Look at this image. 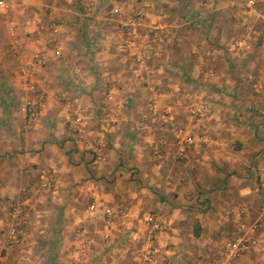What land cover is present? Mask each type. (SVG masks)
I'll return each mask as SVG.
<instances>
[{
	"label": "crops",
	"instance_id": "1",
	"mask_svg": "<svg viewBox=\"0 0 264 264\" xmlns=\"http://www.w3.org/2000/svg\"><path fill=\"white\" fill-rule=\"evenodd\" d=\"M114 2L9 0L0 8L4 264H73L83 239L90 247L77 264H149L155 222L150 264H218L236 224L264 201L255 189L264 167V0L247 13L231 0ZM137 10L145 16L132 35L122 22ZM242 36L252 45L246 55L232 47ZM39 50L45 65L35 61ZM199 101L206 110L194 119L189 107ZM29 103L37 109L30 122ZM168 110L204 135L184 158L162 122ZM110 114L116 121L106 126ZM46 169L55 171V190L39 188ZM27 197V238L11 244L10 206ZM107 207L125 213L106 223ZM237 262L264 264V240Z\"/></svg>",
	"mask_w": 264,
	"mask_h": 264
},
{
	"label": "built area",
	"instance_id": "2",
	"mask_svg": "<svg viewBox=\"0 0 264 264\" xmlns=\"http://www.w3.org/2000/svg\"><path fill=\"white\" fill-rule=\"evenodd\" d=\"M241 4V7L245 13L249 11H255L258 0H238ZM9 0H0V8L6 9L8 7ZM144 19V14L142 10L135 11L129 19L123 21V26L128 27L129 32L134 35L136 33L137 27L141 24ZM264 44V40H263ZM126 47V43H123ZM232 47L240 55H246L252 48V45L247 36H242L236 38L232 41ZM15 49V48H14ZM36 63L40 65H45L47 61L46 53L43 50H39L35 57ZM30 75V72L27 73L26 77ZM255 89L258 92H262V84L256 83ZM264 99V93L262 96ZM206 110V103L204 101H199L195 104H191L189 107V113L194 119H199L202 117ZM26 111L28 112L29 122L35 118L37 109L35 104L29 103L26 106ZM257 112L260 114L264 113V109L258 108ZM116 121L114 115H108L105 120L106 126H111ZM162 122L164 124H169V129L175 134L178 138L180 147L178 149L177 155L180 158H184L186 154V148L188 144H194L198 140H201L204 135H195L192 131H189L184 127L172 113V111H166L162 115ZM144 128H147L148 125H144ZM57 184V177L54 170H43L39 174V188L41 190H55ZM257 192H264V167L261 171L259 181L256 185ZM33 198L27 197L15 201L10 206L9 219H8V228H7V238L11 244L21 245L25 242L30 225L29 212L31 208ZM95 205L91 204L89 210L93 211ZM124 209H114L107 207L104 210V220L106 223H110L120 214H124ZM161 230V225L158 222L154 223V228L149 232L147 240L145 242L144 258L147 263H153L155 260V240L158 235V231ZM76 237H83L84 229L82 227H77L75 229ZM264 240V201L261 204L258 213L251 220H240L236 227L226 242L223 249V256L220 264H229L231 261L237 259L241 255L249 252L253 248L257 247ZM90 244L88 239H83L79 245L75 246L72 249L71 257L73 264L80 262L89 249ZM0 264H4L2 256H0Z\"/></svg>",
	"mask_w": 264,
	"mask_h": 264
},
{
	"label": "rangeland",
	"instance_id": "3",
	"mask_svg": "<svg viewBox=\"0 0 264 264\" xmlns=\"http://www.w3.org/2000/svg\"><path fill=\"white\" fill-rule=\"evenodd\" d=\"M80 1V3H81V5H88V2H90L91 0H79ZM114 1H116V2H120L121 0H101V4L102 5H115L114 3ZM137 1V2H136ZM139 1H141V0H134V2H136V4L139 2ZM232 2H231V5H238V6H240V8H242L241 7V4L239 3V1L238 0H231ZM90 5V4H89ZM144 5V4H143ZM257 5H262V0H258L257 1ZM143 14H144V12H143ZM144 16H145V14H144ZM262 39L261 38H257V45H262L263 46V44H262V41H261ZM230 238V237H229ZM253 250V249H252ZM222 254H223V252H222ZM221 257L218 259V261L216 262V263H218V264H220L221 263V260H222V256L223 255H220ZM239 258V257H238ZM238 258L237 259H235V260H233V261H231L229 264H239V262H237L238 261ZM207 260V261H206ZM209 260V261H208ZM205 263H208L209 262V264H212L213 262H211V258L210 257H205ZM55 262H53V263H50V264H54ZM202 263V262H201ZM201 263H199V264H201Z\"/></svg>",
	"mask_w": 264,
	"mask_h": 264
}]
</instances>
